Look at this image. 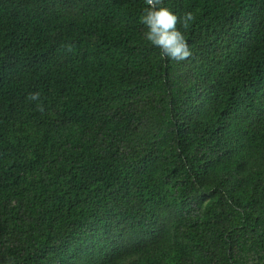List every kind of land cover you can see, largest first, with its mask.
<instances>
[{"label": "trees", "instance_id": "1", "mask_svg": "<svg viewBox=\"0 0 264 264\" xmlns=\"http://www.w3.org/2000/svg\"><path fill=\"white\" fill-rule=\"evenodd\" d=\"M161 6L0 0V264H264V0Z\"/></svg>", "mask_w": 264, "mask_h": 264}, {"label": "clouds", "instance_id": "2", "mask_svg": "<svg viewBox=\"0 0 264 264\" xmlns=\"http://www.w3.org/2000/svg\"><path fill=\"white\" fill-rule=\"evenodd\" d=\"M147 7L143 10L141 22L146 26L144 39L151 45L159 48L162 58L174 61H183L190 57L191 50L188 46L184 32L177 28L179 23L184 30L189 29L191 22L195 20L191 12H186L178 17L168 7L161 6L163 0H145ZM66 52H73L71 43L63 44ZM26 99L36 103V110L43 112L44 104L40 101V93H29Z\"/></svg>", "mask_w": 264, "mask_h": 264}]
</instances>
